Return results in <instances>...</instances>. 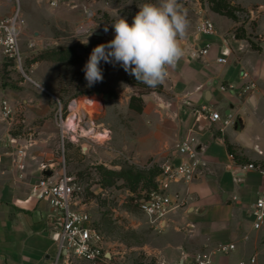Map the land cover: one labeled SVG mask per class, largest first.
Masks as SVG:
<instances>
[{"label": "crops", "instance_id": "obj_1", "mask_svg": "<svg viewBox=\"0 0 264 264\" xmlns=\"http://www.w3.org/2000/svg\"><path fill=\"white\" fill-rule=\"evenodd\" d=\"M18 3L25 23L35 30V24L44 22L46 12L57 26L67 25L68 19L60 16L66 9H51L41 0ZM238 3L249 9L254 4L264 6L263 0L248 5L240 0ZM73 6L80 11L83 5ZM33 8L40 11L33 13ZM184 9L189 11L187 16L192 22L182 42L184 55L168 68V76L157 89L142 95L144 108L140 116L144 121L140 125L147 142H153L149 148L163 161H179L173 153L175 141L195 135L205 166L191 181L172 184V192L184 197L186 204L171 210L161 222V243L153 253L160 264H191L193 255L202 251L212 256V264H238L251 256L256 264H261L264 223L255 229L250 213L255 199L264 196V172L242 166L264 164V37L260 40L263 43H258L262 50H255L247 40L234 38L230 29L236 23L232 19L212 11L208 19L214 23L215 33L198 34L194 1L188 0ZM107 11L113 24L120 17L129 25L133 22L132 15L118 12L115 2ZM250 12V19L260 17ZM107 34L114 38L113 26ZM205 44H209L207 54L199 55ZM224 49L229 51L227 62L219 63L217 58ZM107 83L115 85L116 77L108 74ZM46 86L53 89L52 84ZM35 103L37 108L28 111L29 117L44 118L49 109L43 107L40 99ZM201 106L217 111L220 118L209 120L200 112ZM150 118L152 122L148 124ZM2 122L0 119V264H64L52 238L51 208L47 201L32 194V187L48 171L42 170L41 164L48 163L51 168L54 163L46 162L51 150L36 140V147L46 150V156L37 148L28 149L21 156L15 148L22 146V138L12 137ZM228 145L234 150L233 159L229 157ZM222 245L234 248L222 253ZM73 258L67 257V264H72Z\"/></svg>", "mask_w": 264, "mask_h": 264}, {"label": "rangeland", "instance_id": "obj_2", "mask_svg": "<svg viewBox=\"0 0 264 264\" xmlns=\"http://www.w3.org/2000/svg\"><path fill=\"white\" fill-rule=\"evenodd\" d=\"M193 1L195 26H197L202 22L200 20L208 18L210 11H215L211 8L212 0ZM238 1L222 0V10L232 11L236 16V19L230 18L236 23L230 29L232 35L241 34L242 29L247 42L250 40L254 43H263L260 40L264 37V6L257 7L254 4L250 5L249 9L240 5ZM240 1L248 5L256 0ZM41 2L51 9L59 7L66 9L60 13V16L66 17L68 22L66 26H57L52 15L46 12L44 22L35 24L38 27L36 30L32 25L25 23L20 41L25 74L0 55L1 122L3 121L2 123L7 126L8 133L12 137L22 138L20 142L22 146L19 148L24 152L37 148L40 149L41 155L46 156V150H42L39 145L36 147L37 140L43 143L45 148L48 145L51 150V156L46 162H54L56 167L64 166L68 174L75 175L82 187V193L77 200L90 215L91 222L100 235L101 251L105 255L106 264H160L153 252L161 243L162 231L148 222L138 209L136 199L143 189L152 185L163 160H160V156L149 148L153 142H147L146 134L141 130L140 124L144 120L140 113L128 108L129 97L137 90L132 83L133 76L126 73L119 64L113 66L101 62L103 81L89 87L83 72V66L92 49L112 39L104 31L105 27L110 29L113 26V19L107 11L108 6L115 2L119 13L134 17L140 5L155 0H71V2L56 0L54 7L46 0ZM179 2L183 7L188 4V0H179ZM74 3H82L80 11L74 8ZM18 6L16 0H0V15L9 14ZM250 10L260 17L250 19L253 15ZM39 11V8H33V13ZM187 13L189 14V11ZM191 23L190 21L187 30L190 29ZM98 30L104 31V36L94 35ZM34 31L37 33L35 34ZM90 33L92 34L88 37V43H82L81 41ZM54 47L73 48L75 60L71 63L50 60L31 63L35 55ZM108 74L116 77L115 85H108ZM38 78L42 81H37ZM46 83L52 84L53 89L49 90ZM155 88L140 82V89L150 91ZM109 91H116L117 97L108 99L102 96L104 92ZM89 95L101 101L99 112L94 114L98 137L93 143L84 140L74 143L64 140L65 142L62 143L55 123L56 99L61 104H65L71 97ZM27 97L30 100H27ZM38 98L42 101L43 107L49 109V113L44 118H30L28 111L37 108L35 100H39ZM24 99L26 100L23 101ZM3 101H6L10 108L8 115L2 112ZM146 122L150 124L152 119H147ZM40 138L43 139L39 140ZM19 148L15 150L18 151ZM106 171L129 172L132 178L126 175L109 176L105 174ZM104 177L110 178L113 182L104 185ZM107 252L110 253L111 258L106 255ZM73 259L75 260L72 264H90L78 258Z\"/></svg>", "mask_w": 264, "mask_h": 264}, {"label": "built area", "instance_id": "obj_3", "mask_svg": "<svg viewBox=\"0 0 264 264\" xmlns=\"http://www.w3.org/2000/svg\"><path fill=\"white\" fill-rule=\"evenodd\" d=\"M50 6H56V0H46ZM18 6V0H16ZM25 21L20 11V6L11 13L0 15V55L5 61L11 63L16 69L25 74L22 63L23 55L20 50L21 35ZM197 33L211 35L215 33L214 23L205 18L197 27ZM32 43L30 42V46ZM209 44L199 49V55L208 52ZM229 51L224 49L217 58L219 63H226ZM225 86H221L224 89ZM55 123L64 143L84 140L93 143L99 135L98 126L95 123L94 114L98 113L101 101L93 95L82 97H71L65 104L56 99ZM4 115L10 114V108L6 101L2 103ZM209 120L215 121L220 118L217 111L210 107L201 106L200 109ZM197 138L190 134L182 139L176 140L173 145V153L179 157L174 162L173 158L161 163L160 169L154 178V186L143 189L136 199L138 209L142 212L148 222L155 228H161V222L165 220L169 212L176 208H182L186 199L178 192H172V184L177 182H189L205 166L196 148ZM23 156L22 148L17 151ZM234 158L233 153H229ZM19 167L23 165L19 164ZM244 169H256L264 172V164L247 163ZM42 170L51 169L48 163L41 164ZM82 193L75 175L68 174L64 166L55 167L49 176L42 175L32 187V194L37 198L48 202L52 215L55 218L52 238L58 246V254L63 257L62 250H67L66 258H75L97 263L105 261V255L101 251V238L96 227L90 219V215L79 203L77 198ZM250 215L253 218V227L260 228L264 223V196H258L252 204ZM234 248L233 245H222L220 251L227 253ZM211 255L199 252L193 255L191 264H212ZM238 264H256L255 257L248 260H240Z\"/></svg>", "mask_w": 264, "mask_h": 264}, {"label": "clouds", "instance_id": "obj_4", "mask_svg": "<svg viewBox=\"0 0 264 264\" xmlns=\"http://www.w3.org/2000/svg\"><path fill=\"white\" fill-rule=\"evenodd\" d=\"M190 21L179 0H155L140 5L131 25L119 18L113 25L114 38L96 45L83 72L87 86L103 81L101 62L119 64L136 81L155 88L168 76V68L184 55L182 42ZM108 31L107 27L104 29ZM80 40L88 43V37Z\"/></svg>", "mask_w": 264, "mask_h": 264}, {"label": "trees", "instance_id": "obj_5", "mask_svg": "<svg viewBox=\"0 0 264 264\" xmlns=\"http://www.w3.org/2000/svg\"><path fill=\"white\" fill-rule=\"evenodd\" d=\"M222 0H212V10L218 13H221L222 15H225L228 18H232V19H236V16L234 15V13L232 11H223L222 10ZM242 33H235L234 38L236 39H245V36L243 34V30L241 29ZM249 45L251 48L261 51L262 48L260 47V45L258 43H254L253 41L248 40ZM75 55V51L73 48L71 47H54V48H48L45 49L43 51H41L40 53H38L37 55H35L32 59H31V63H35L37 61H42V60H50V61H55V62H64V63H71L73 62L75 59L73 58ZM132 83L134 84V86L137 88L135 93H132L129 97L128 100V108L136 113H141L143 111L144 108V102L142 99V95L146 94L149 92L148 90H144V89H140V82L136 81L135 77L133 76L132 78ZM160 85H158L155 89H157ZM102 96L104 98H108V99H114L117 97V93L115 91H109V92H104L102 94ZM228 152L229 153H233L234 150L232 149L231 145H228ZM234 154V153H233ZM158 173V172H157ZM156 173V174H157ZM106 175H111V176H116V177H120V176H129L130 173L126 172V173H119V172H115V171H106L105 173ZM132 178V176H129ZM104 185H109L111 184L113 181L110 178H105L104 177ZM151 180V179H150ZM150 180L148 182H150ZM154 186V183H152V185H150L149 187H147V189L151 188ZM95 264H106L104 261H99Z\"/></svg>", "mask_w": 264, "mask_h": 264}, {"label": "water", "instance_id": "obj_6", "mask_svg": "<svg viewBox=\"0 0 264 264\" xmlns=\"http://www.w3.org/2000/svg\"><path fill=\"white\" fill-rule=\"evenodd\" d=\"M104 34H105V32L102 31V30H98V31H95V32H94V35H97V36H104ZM55 167H56V164H55V163H52V164H51V169H49L48 171H46V172L44 173V175H45V176H49V175H51V174H52V170L55 169ZM52 218H53V224L55 225V218H54L53 215H52ZM62 255H63V257H64V259H63V263H64V264H67V258L65 257V256L67 255V250H66V249H63V250H62ZM106 255H107L108 257L111 256L109 252H107Z\"/></svg>", "mask_w": 264, "mask_h": 264}]
</instances>
